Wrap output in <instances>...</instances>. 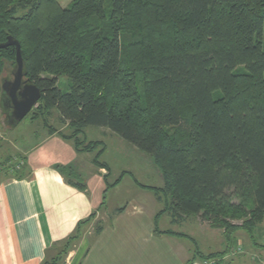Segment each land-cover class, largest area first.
I'll return each mask as SVG.
<instances>
[{
	"label": "trees",
	"instance_id": "obj_1",
	"mask_svg": "<svg viewBox=\"0 0 264 264\" xmlns=\"http://www.w3.org/2000/svg\"><path fill=\"white\" fill-rule=\"evenodd\" d=\"M8 36L41 91L31 118L56 108L77 149L102 145L78 137L94 126L149 154L172 220L195 215L222 231L225 250L201 258L231 252L238 231L255 241L264 221V0H0V43ZM0 58L9 72L15 48ZM76 238L43 264H59Z\"/></svg>",
	"mask_w": 264,
	"mask_h": 264
},
{
	"label": "crops",
	"instance_id": "obj_2",
	"mask_svg": "<svg viewBox=\"0 0 264 264\" xmlns=\"http://www.w3.org/2000/svg\"><path fill=\"white\" fill-rule=\"evenodd\" d=\"M30 119V126L37 122ZM40 129L33 136L27 129L18 141L14 138L12 149L5 147L0 133V264H43L73 235L80 240L68 251L65 264H198L202 256L225 250L222 231L198 216L172 220L165 210L167 198L156 191L163 184H121L130 171L111 177V164L96 162L90 151L77 149L73 139L61 135L69 134L44 123ZM85 132L78 137L88 141ZM110 137L127 148L123 140ZM56 165L70 166L72 176L60 174ZM122 189L129 196L119 200ZM92 224L96 228L88 232ZM155 226L173 233H157ZM235 253H226L227 263L264 264V258L236 260Z\"/></svg>",
	"mask_w": 264,
	"mask_h": 264
},
{
	"label": "rangeland",
	"instance_id": "obj_3",
	"mask_svg": "<svg viewBox=\"0 0 264 264\" xmlns=\"http://www.w3.org/2000/svg\"><path fill=\"white\" fill-rule=\"evenodd\" d=\"M60 5H67L71 0H58ZM1 60V58H0ZM2 63L5 64L3 61ZM8 66V65H7ZM7 70H4V67L0 69V78L7 76ZM68 79L66 77H61L59 79V88L65 92L68 90ZM36 107H34L15 127H8L3 123V115H2V123H0V133L5 137V147L7 145L11 146L12 149V143H15L13 140L18 141V137H20L21 134L25 133L27 129L28 132L31 130V135L33 136L36 132L37 129L39 131L43 130L41 128V124L44 123L45 127L49 125V128L52 129H59L60 132H64L66 134L71 133V129H68L65 127L63 124L59 122V112L56 108L51 109L50 111V116H41L35 118L37 122L33 123L32 126H30V118L33 112H37ZM45 117V118H44ZM44 119V122L42 121ZM64 126V127H63ZM31 127V128H30ZM85 134L86 139L88 141L90 140H99L102 141V145H98L96 148L90 150L91 153L89 155L95 159L96 157V150L102 149L103 147L105 148V143H106V151L104 156L99 157V161H108L111 164V177H116L117 175H120V172L122 170L130 171L128 172L121 184H163V179L161 175V171L158 168V166L155 164L153 161L152 157L145 153L142 152L138 149H135L134 146L129 144L127 141L116 135L115 133L111 132L108 128L106 127H94V126H89L85 128ZM28 134V133H27ZM83 135V136H84ZM110 136H116V138H119L118 140H123L125 144H127V148L120 147L118 143L114 139H112ZM85 137V136H84ZM80 139L83 137H79ZM29 143V142H27ZM104 143V144H103ZM18 144H24V142L20 141ZM17 164V163H16ZM15 164V165H16ZM21 164H17V167H20ZM4 166V165H3ZM11 166V165H10ZM132 172V173H131ZM143 173V174H141ZM70 174V173H69ZM72 176V175H71ZM163 186V185H162ZM119 194L117 195V199L121 200L124 197L129 196V194L126 192V190H121L118 192ZM160 194L163 195L162 192ZM241 220L235 221L236 224H241ZM96 224H92L90 227L87 226V231L92 232ZM89 229V230H88ZM83 230H86L85 228ZM216 232V231H215ZM84 234V233H83ZM81 234V235H83ZM88 234V233H87ZM219 234L221 235L220 231ZM90 236V235H89ZM239 236V242L237 243L236 246H232L233 252H236L232 258H236L241 260L244 259L245 261L249 260L254 261L255 259H261L264 258V221L261 222L259 225H257L254 237L255 241H250L248 235L244 231H240L238 233ZM80 238H76L72 242V247L78 243ZM217 240L220 241V239H215L216 244H218ZM222 240V238H221ZM224 247V244L221 247H214L213 250H221ZM241 252V253H240ZM66 255H63L59 261V264H65V257ZM64 261V262H63ZM250 264V263H248Z\"/></svg>",
	"mask_w": 264,
	"mask_h": 264
},
{
	"label": "water",
	"instance_id": "obj_4",
	"mask_svg": "<svg viewBox=\"0 0 264 264\" xmlns=\"http://www.w3.org/2000/svg\"><path fill=\"white\" fill-rule=\"evenodd\" d=\"M9 46L15 48V60L14 66L7 72L8 75L0 80V112L3 123L11 128L17 126L37 106L41 91L27 77L19 42L8 36L5 42L0 43V49Z\"/></svg>",
	"mask_w": 264,
	"mask_h": 264
},
{
	"label": "built area",
	"instance_id": "obj_5",
	"mask_svg": "<svg viewBox=\"0 0 264 264\" xmlns=\"http://www.w3.org/2000/svg\"><path fill=\"white\" fill-rule=\"evenodd\" d=\"M227 259L228 257L225 255L222 257L203 258L198 264H226Z\"/></svg>",
	"mask_w": 264,
	"mask_h": 264
},
{
	"label": "flooded vegetation",
	"instance_id": "obj_6",
	"mask_svg": "<svg viewBox=\"0 0 264 264\" xmlns=\"http://www.w3.org/2000/svg\"><path fill=\"white\" fill-rule=\"evenodd\" d=\"M5 77V76H4Z\"/></svg>",
	"mask_w": 264,
	"mask_h": 264
}]
</instances>
